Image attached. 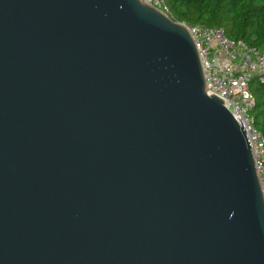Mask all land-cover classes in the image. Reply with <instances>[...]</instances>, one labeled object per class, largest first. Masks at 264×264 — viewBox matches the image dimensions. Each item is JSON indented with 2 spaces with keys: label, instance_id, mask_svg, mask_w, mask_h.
Here are the masks:
<instances>
[{
  "label": "water",
  "instance_id": "1",
  "mask_svg": "<svg viewBox=\"0 0 264 264\" xmlns=\"http://www.w3.org/2000/svg\"><path fill=\"white\" fill-rule=\"evenodd\" d=\"M0 264H264L245 127L144 0H0Z\"/></svg>",
  "mask_w": 264,
  "mask_h": 264
},
{
  "label": "built area",
  "instance_id": "2",
  "mask_svg": "<svg viewBox=\"0 0 264 264\" xmlns=\"http://www.w3.org/2000/svg\"><path fill=\"white\" fill-rule=\"evenodd\" d=\"M144 1L169 14L165 0ZM186 26L200 55L207 91L221 98L245 127L264 193V136L252 114L256 105L252 84L255 79L264 81V51L243 39L228 38L220 27Z\"/></svg>",
  "mask_w": 264,
  "mask_h": 264
},
{
  "label": "trees",
  "instance_id": "3",
  "mask_svg": "<svg viewBox=\"0 0 264 264\" xmlns=\"http://www.w3.org/2000/svg\"><path fill=\"white\" fill-rule=\"evenodd\" d=\"M170 16L188 25L223 28L228 38L243 39L264 51V0H165ZM255 127L264 136V81L252 84Z\"/></svg>",
  "mask_w": 264,
  "mask_h": 264
}]
</instances>
